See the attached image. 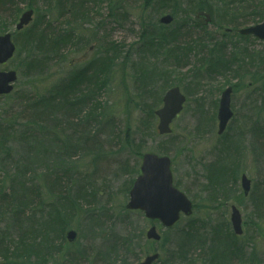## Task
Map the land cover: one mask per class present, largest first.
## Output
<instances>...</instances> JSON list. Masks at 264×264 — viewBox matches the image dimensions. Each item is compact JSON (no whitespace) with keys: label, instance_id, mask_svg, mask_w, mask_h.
<instances>
[{"label":"rangeland","instance_id":"rangeland-1","mask_svg":"<svg viewBox=\"0 0 264 264\" xmlns=\"http://www.w3.org/2000/svg\"><path fill=\"white\" fill-rule=\"evenodd\" d=\"M4 1L0 24L6 27L5 33H14L17 50L1 69L16 70L18 77L13 96L0 97V116L7 119L14 110L21 114L27 96L31 99L56 93L58 98L69 101L65 106L56 105L58 110L87 94L95 96L94 104L99 105L85 109L99 119L89 126H83L79 118H71L76 126H69L68 133L82 138L71 139L69 144L76 149L64 154L66 164L55 165L61 160L54 156L47 162L50 165L40 166L35 174L33 170L27 172V178L32 179L30 187L39 189L40 197L33 210L26 212L31 222H20V226L10 231L13 246H22L30 237L44 238V228L42 233L28 231L23 241L21 236L29 225H44L59 194L74 200L79 207L76 212L64 209L71 218L68 228L63 234L58 231L50 235L51 241L58 243L65 238L66 242L63 251H53L55 264H64L68 256L69 262L65 264H113L111 258L98 251L103 244H108L107 250L115 242L120 250L116 264H138L149 254H165L167 249H173L178 229L193 220L199 228L204 226L199 235L209 243L212 226L232 232L229 219L235 205L243 216L244 234L239 236V244L248 261L235 259L232 264H264V200H257V195L264 194V156L257 154L259 146L264 148V137L257 136L264 128V41L252 36L241 40L234 32L263 21L264 0H11L14 4ZM30 1H35L33 21L24 30L16 31L19 17ZM65 1H83L81 11L77 15L62 14L57 7ZM227 4L231 12L226 18L223 11ZM199 6L221 18V27L199 23L194 18ZM166 14L174 16L172 26L186 21L190 35L184 44L195 47L187 55L183 49H178V53L170 48L149 49L151 30H169L159 23ZM227 28L234 31L227 33ZM223 34L230 35L225 38ZM217 44L228 59L230 69L226 71L217 66L209 68V62H202ZM146 77L155 84L148 82L143 86ZM176 84L187 102L172 123V133L162 135L158 133L155 110L163 105L167 89ZM235 84L241 86L232 94L234 117L224 134L219 135V100L224 89ZM145 89L149 90L147 98ZM104 108L108 111L105 118L108 124L101 121ZM68 111L75 113L77 109ZM15 145L14 160L25 151L24 145ZM146 152L171 159L175 185L195 206L193 215H182L168 230L159 221L147 219L141 211L126 208ZM242 174L251 180L248 195L242 189ZM4 175L0 170V179ZM218 176L226 180L225 195L213 190V180ZM41 201L46 207L41 208ZM4 211L0 231L14 226L10 211ZM152 225L167 237V246L146 239L145 233ZM68 229L77 231L73 243L66 239ZM209 245L201 251L197 248L194 253L207 256ZM51 248L55 249L52 245ZM12 251L13 248L10 253L0 252V262L5 261V254L14 260ZM195 264L202 263L198 260Z\"/></svg>","mask_w":264,"mask_h":264},{"label":"trees","instance_id":"trees-1","mask_svg":"<svg viewBox=\"0 0 264 264\" xmlns=\"http://www.w3.org/2000/svg\"><path fill=\"white\" fill-rule=\"evenodd\" d=\"M5 2L4 0H0V8H2ZM14 3L16 2L9 0V4ZM82 5L83 1H65L63 4L59 3L57 8L62 9V14L64 12H69L72 15H77V13L81 11ZM33 6H35V1H30V3L27 4V7ZM197 9L202 8L199 6ZM230 12L231 8L227 4L223 11V16L226 18L229 17ZM47 27H50V22L47 23ZM47 27L46 29H48ZM186 27L187 23L185 21L181 25L170 28L167 32L159 28L151 30L152 34L148 36L147 42L150 45L149 49L154 48L160 50L162 48H170L171 52L178 51L179 48L177 44L181 43L180 41L182 38L186 39V37L190 35ZM5 28L4 25L0 24V34L5 33ZM54 33L56 32L54 31ZM194 48L192 44L185 45L183 46V51L187 55ZM206 61L209 62V68L214 66V62L210 55L204 58V63ZM143 74H146V71L143 72ZM147 79H151V81ZM255 80L257 79L255 78ZM148 82L155 84L152 78L146 77V80L142 81L143 86L147 85ZM239 86L241 85H237V87ZM144 93L146 94L144 95L145 98H147L149 90L147 91V89H145ZM10 96L13 95L10 94L7 97ZM24 99L22 103L24 106H21V114L18 115L14 110L7 116V119L0 116V170L5 172L3 179H0V220L4 216V209H6L10 211L9 217H11L14 222V226H8L7 230L0 231V252H2V254L10 253L13 248L11 254L14 260L9 258L11 255L5 254L3 255L5 259V261H3L4 264H55L56 259H54V252L56 250L63 251L66 242L65 238H61L58 243L51 241L50 235L58 231L63 234L68 228L71 218L69 213H67L68 211L63 210L72 209L74 212L78 211L77 207H79V205H77L74 200L67 196L57 195L56 204H53L54 207L51 211H48L44 225L42 227L29 225L21 236L23 241L26 239V233L28 231L32 230L42 233L44 228L43 239L30 237V241L27 243L23 242L22 246H13L14 241L11 239L10 231L20 226V222H31V217L26 216V212L27 210H33L37 198L40 197L39 189L34 190L30 187L32 179L27 178V172L33 170L32 173L35 174L40 166L50 165V163L47 162H50L51 158L54 156L61 160V162L55 163V165L66 164L64 159L67 157H64V154L69 155L68 150L72 153L76 149L75 145L69 144L71 139L81 141L82 138L80 136L76 137L73 133H68L69 126H76V124L71 121V118H79L83 126H85V124L89 126L91 122L98 121L99 119L90 116L89 112H85V109H92L95 105L94 103L97 101L95 100V96L87 94L72 100L70 105L65 109L58 110L56 105L63 104L65 106L69 101L58 98L56 93L50 95L46 94L41 97H33L31 99L27 96ZM89 104H91V106ZM98 106L99 105L96 104L94 108ZM71 108H76L77 111L75 113H69L68 109ZM151 112H153V109H151ZM103 115L104 118L101 121L108 124L105 119L107 118L108 111L105 108ZM4 121H6V124ZM68 134L70 136H67ZM257 136L264 137V128L263 133ZM85 137L87 138V135H85ZM42 139L45 140L43 142L49 146L44 145L41 141ZM16 143L20 146L24 145L25 151H23L22 156L14 160V157L17 156ZM257 149V154L264 156V148L259 146ZM225 151L227 152V150L224 149V152ZM233 161L236 162L237 160L234 158ZM222 162L227 163L223 160ZM216 177L217 176L214 178ZM225 181L224 176L221 178L218 176L217 179L213 180V190H220L222 194L225 195L227 191L225 188ZM257 200H264V194L261 196L257 195ZM42 207H46L43 201H41V208ZM33 214L34 212H32V215ZM21 217H23L22 221ZM94 226L97 227L99 224H95ZM198 226V223L193 220L188 223L187 227L179 228L176 234V242L173 243V249H167V253L164 251L165 254H163V257L166 255V258L162 257L163 259H160L159 264H195L198 260H200L202 264H232L235 259H239L241 262L248 261V257L243 255V246H240L239 242H237L239 238H235L232 232H224L221 226H212L210 231L213 236L211 240L209 239L208 243L206 238L202 239V236L199 235V230H202L204 226L201 225V228ZM94 229L93 227V230ZM167 242L168 239L165 237L161 245H166ZM207 244H210L207 256L194 253L197 248L200 250L205 249ZM51 245L54 246L55 249L51 248ZM106 245L108 244H103V247L98 253L105 254L108 258L112 259L113 264H116L115 261L120 256L119 244L115 242V244L110 245L109 249L105 250ZM126 247L129 251L130 246L126 244ZM76 252V255L80 254L79 250ZM61 257L63 258L64 256ZM68 260L69 256L67 259L65 258L64 264L69 262Z\"/></svg>","mask_w":264,"mask_h":264},{"label":"water","instance_id":"water-1","mask_svg":"<svg viewBox=\"0 0 264 264\" xmlns=\"http://www.w3.org/2000/svg\"><path fill=\"white\" fill-rule=\"evenodd\" d=\"M33 10H28L22 14L16 28L22 29L32 20ZM199 17L210 23L209 15L200 13ZM173 21L171 15L165 16L161 22L169 24ZM241 34H254L264 39V23L242 29ZM16 47L12 41V34L0 35V64H4L11 59L15 53ZM17 80L16 71L0 70V95L12 92L13 83ZM232 88H227L222 93L219 107V134H222L228 122L233 116L231 110ZM186 96L179 87H173L167 91L163 98V106L156 111L159 117L158 130L160 134H169L172 131L171 123L182 111ZM142 174L136 179L130 192V201L127 204L129 209H141L145 211L148 218L160 219L165 226H173L180 218L181 212L186 215L192 213L191 200L173 185V175L171 172V160L167 156H159L154 153H145L142 161ZM251 181L246 175L242 177V186L246 194L249 193ZM231 221L236 234H242V216L239 210L234 206L231 215ZM67 238L73 242L77 238V232L73 229L68 230ZM149 239L160 240L161 236L156 228L152 227L147 232ZM159 258V254L146 257L139 264H153Z\"/></svg>","mask_w":264,"mask_h":264},{"label":"flooded vegetation","instance_id":"flooded-vegetation-1","mask_svg":"<svg viewBox=\"0 0 264 264\" xmlns=\"http://www.w3.org/2000/svg\"><path fill=\"white\" fill-rule=\"evenodd\" d=\"M221 21H222L221 18H219V17H214L212 24L215 25L216 27H218L219 25H222V24H221ZM238 29H239V28H238ZM238 29H236V30H237L236 33L238 34V38L241 39V40H246L244 36H241V35L238 33V31H239ZM232 31H233V30H229V32H227V33H230V32H232Z\"/></svg>","mask_w":264,"mask_h":264}]
</instances>
